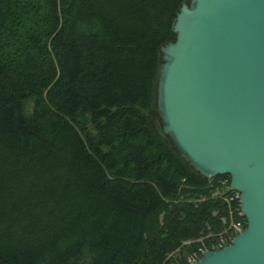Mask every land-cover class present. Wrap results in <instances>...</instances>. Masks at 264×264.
Masks as SVG:
<instances>
[{
  "label": "trees",
  "instance_id": "obj_1",
  "mask_svg": "<svg viewBox=\"0 0 264 264\" xmlns=\"http://www.w3.org/2000/svg\"><path fill=\"white\" fill-rule=\"evenodd\" d=\"M183 1L0 0V264H186L226 225L155 110Z\"/></svg>",
  "mask_w": 264,
  "mask_h": 264
},
{
  "label": "water",
  "instance_id": "obj_2",
  "mask_svg": "<svg viewBox=\"0 0 264 264\" xmlns=\"http://www.w3.org/2000/svg\"><path fill=\"white\" fill-rule=\"evenodd\" d=\"M160 44V129L194 170L227 174L246 224L192 264H264V0H188Z\"/></svg>",
  "mask_w": 264,
  "mask_h": 264
},
{
  "label": "built area",
  "instance_id": "obj_3",
  "mask_svg": "<svg viewBox=\"0 0 264 264\" xmlns=\"http://www.w3.org/2000/svg\"><path fill=\"white\" fill-rule=\"evenodd\" d=\"M220 182L224 183L225 179H222ZM224 200L227 201L229 205L228 212L230 218L228 222L221 231H218L215 234H206V236H208L206 240H203L201 237L198 238L197 246L185 256L186 264H192L205 249H218L222 247L230 242L234 234L244 228L246 221L239 207V192L230 189L229 193L224 196Z\"/></svg>",
  "mask_w": 264,
  "mask_h": 264
},
{
  "label": "rangeland",
  "instance_id": "obj_4",
  "mask_svg": "<svg viewBox=\"0 0 264 264\" xmlns=\"http://www.w3.org/2000/svg\"><path fill=\"white\" fill-rule=\"evenodd\" d=\"M30 106H31V101H30V100H28V101L26 102V109H29V108H30Z\"/></svg>",
  "mask_w": 264,
  "mask_h": 264
}]
</instances>
